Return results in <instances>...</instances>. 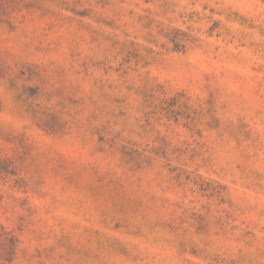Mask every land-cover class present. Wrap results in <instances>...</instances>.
<instances>
[{
  "label": "clouds",
  "instance_id": "1",
  "mask_svg": "<svg viewBox=\"0 0 264 264\" xmlns=\"http://www.w3.org/2000/svg\"><path fill=\"white\" fill-rule=\"evenodd\" d=\"M0 264H264V0H0Z\"/></svg>",
  "mask_w": 264,
  "mask_h": 264
}]
</instances>
